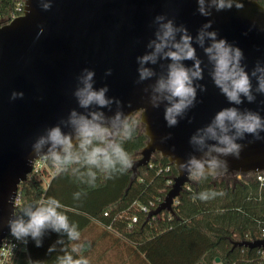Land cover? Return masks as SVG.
I'll return each instance as SVG.
<instances>
[{
	"label": "water",
	"instance_id": "water-1",
	"mask_svg": "<svg viewBox=\"0 0 264 264\" xmlns=\"http://www.w3.org/2000/svg\"><path fill=\"white\" fill-rule=\"evenodd\" d=\"M23 1L22 15L0 22V244L9 230L7 221L15 214L18 186L28 178L34 161L41 159L33 156L31 143L45 127L66 117L70 109L84 111L72 96L76 77L83 68L95 71V87L107 85L108 95L123 102L126 114L131 117L139 113L147 141L133 162V177L154 153L174 165L177 173L169 190L147 217L162 211L173 213L174 201L190 181L177 160L183 162L190 154L200 155L189 144L190 136L207 125L220 109L233 105L214 86L208 75L209 65L200 81L207 91L198 93L196 106L185 119L176 127H167L163 105L152 108L143 92L153 81L136 84V57L147 51L146 44L153 38V18L159 14L175 18L193 36L207 19L213 20V29L219 36L243 50L250 72L257 60L264 61V5L258 0H244L242 11H213L211 17L205 18L197 13L196 0H53L50 11L41 10L37 0ZM40 26L44 33L37 39ZM196 47L198 56L207 64L203 51ZM185 63L191 66L192 62ZM154 67L161 71L159 65ZM109 68L112 74L105 76ZM13 91L23 92V99L10 100ZM262 102L264 95L258 94L255 103L245 101L239 107L258 111L264 117ZM169 133L172 138L161 143ZM248 140L252 137L240 141L246 147L239 159L225 158L228 168L221 172L264 171V140L250 144ZM233 245L264 248V238L238 240Z\"/></svg>",
	"mask_w": 264,
	"mask_h": 264
},
{
	"label": "clouds",
	"instance_id": "clouds-1",
	"mask_svg": "<svg viewBox=\"0 0 264 264\" xmlns=\"http://www.w3.org/2000/svg\"><path fill=\"white\" fill-rule=\"evenodd\" d=\"M37 3L43 11H50L53 6V0H37ZM196 4L197 13L205 18L211 17L213 11H242L245 8L244 0H196ZM213 23L207 19L193 36L184 24H177L175 18L156 15L152 21L153 38L146 44L147 51L136 57V84L153 81L143 88V92L152 108L163 105L164 120L169 128L176 127L187 117L196 106L198 93L207 91L206 85L200 81L204 80L205 68L209 65L208 75L214 86L233 105L220 109L207 125L197 128L190 136L189 144L194 152L200 153L199 156L190 154L183 162L177 160L178 167L195 180L227 170L228 160L225 158L239 159L246 147L240 141L249 136L252 137L247 141L249 144L264 140V117L258 111L239 107L245 101L255 103L258 94L264 95V61L257 60L249 72L243 50L220 37L213 29ZM43 33L44 27L40 26L36 38ZM196 46L203 51L207 64L198 56ZM186 61H191V66ZM156 65H159L160 72L156 71ZM111 74L112 69H107L105 76ZM95 76L94 70L83 68L76 77L72 96L78 108L84 111L70 109L67 116L61 117L55 125L45 127L30 145L35 158L49 161L58 174H70L79 183L90 187L96 186L100 176L111 179L133 166L123 145L133 139L137 127L136 121L123 111V102L108 95L110 89L107 85L95 87ZM23 97V92L13 91L10 100ZM128 107H131L130 103ZM103 109L113 114L107 115ZM171 138L169 133L161 138V143ZM222 195L223 192L206 190L197 198L208 201ZM80 196V192L74 194L76 199ZM63 208L64 205L54 197L27 204L19 215L13 213L7 221L10 234L25 245L30 237L37 247L42 246V238L48 230L66 235L71 250L63 247L55 264H90L82 255L87 245L82 241L78 225L69 221L61 211ZM57 244L64 245L65 242L60 239ZM55 250V245L48 249L50 253Z\"/></svg>",
	"mask_w": 264,
	"mask_h": 264
},
{
	"label": "trees",
	"instance_id": "trees-1",
	"mask_svg": "<svg viewBox=\"0 0 264 264\" xmlns=\"http://www.w3.org/2000/svg\"><path fill=\"white\" fill-rule=\"evenodd\" d=\"M17 1L0 0L1 20ZM258 1L264 5V0ZM131 119L136 121V131L123 146L134 162L147 137L139 115L134 113ZM44 161L38 177L28 176L19 184L15 214L27 204L56 198L64 205L61 211L69 221L78 225L81 237L89 229L95 233L93 241L82 238L87 245L82 255L90 264H264L261 248L233 245L238 240L264 237V185L253 172L242 173L241 178L236 172L190 178L173 203V213L162 211L148 218V211L163 200L177 173L159 153H154L147 165L139 166L135 177L131 167L111 179L100 176L95 187L79 183L70 174H58ZM44 176L48 181L42 184ZM206 190L224 195L208 201L198 199ZM77 192L81 193L79 199L74 198ZM27 239V251L18 253L10 264H55L63 247L71 250L67 236L51 230L45 232L40 247ZM60 239L64 245L57 244ZM53 245L56 250L50 253Z\"/></svg>",
	"mask_w": 264,
	"mask_h": 264
},
{
	"label": "built area",
	"instance_id": "built-area-1",
	"mask_svg": "<svg viewBox=\"0 0 264 264\" xmlns=\"http://www.w3.org/2000/svg\"><path fill=\"white\" fill-rule=\"evenodd\" d=\"M23 7H24V1L23 0H18L13 9L9 11L8 16L5 20H1V23H6L9 22L10 20L14 19L17 16L22 15L23 13ZM44 159H38L34 161L32 171L29 173L28 176L30 177H35L37 175L41 168L44 167ZM254 173V172H253ZM242 173H238L237 177L241 178ZM256 174V179L259 181L261 185H264V171L260 172H255ZM173 182V180H172ZM187 185V184H185ZM184 185V186H185ZM19 202V192L17 191L16 198H15V205L17 207ZM144 211H147L148 209L146 207H142ZM133 220H136V217H133ZM264 238V237H262ZM261 253L264 254V248H261ZM27 251V244L25 245L24 243L17 241L14 237L11 236L10 234V229L4 236V238L1 240L0 244V264H10L13 259H15L20 252H26ZM219 264V263H217Z\"/></svg>",
	"mask_w": 264,
	"mask_h": 264
},
{
	"label": "crops",
	"instance_id": "crops-1",
	"mask_svg": "<svg viewBox=\"0 0 264 264\" xmlns=\"http://www.w3.org/2000/svg\"><path fill=\"white\" fill-rule=\"evenodd\" d=\"M82 238L86 241V240H89V241H93L95 240V233H93L90 229L88 231H85L82 235ZM86 243V242H85Z\"/></svg>",
	"mask_w": 264,
	"mask_h": 264
},
{
	"label": "rangeland",
	"instance_id": "rangeland-1",
	"mask_svg": "<svg viewBox=\"0 0 264 264\" xmlns=\"http://www.w3.org/2000/svg\"><path fill=\"white\" fill-rule=\"evenodd\" d=\"M137 115H139V113H137ZM44 164H45V162H44ZM45 166V165H44ZM44 167H42L41 169H43ZM41 171V170H40ZM49 172L50 173H53L54 172V169L53 168H49ZM38 177L39 175H35V177ZM40 177H41V175H40ZM48 181V178H47V176H44L42 179H41V182H42V184H45L46 182Z\"/></svg>",
	"mask_w": 264,
	"mask_h": 264
}]
</instances>
